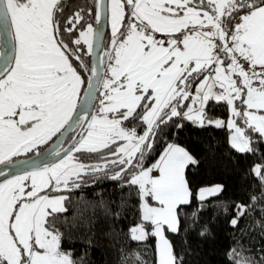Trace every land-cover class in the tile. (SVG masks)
Listing matches in <instances>:
<instances>
[{"label":"snow or ice","instance_id":"snow-or-ice-1","mask_svg":"<svg viewBox=\"0 0 264 264\" xmlns=\"http://www.w3.org/2000/svg\"><path fill=\"white\" fill-rule=\"evenodd\" d=\"M65 7L62 0H0V176L30 163L15 157L54 158L32 161L0 181V264H76L62 250L57 227H75L58 215L68 211L67 197L53 193L80 188L84 176L107 174L110 166L118 169L110 179L123 180L118 207L130 196L137 200L140 222L129 239L157 238L156 264H186L167 233L187 232L208 209L216 213L214 198L224 186L193 190L185 173L198 162L175 143H166L154 163L144 161L163 127L182 128L181 121L226 128L237 152L258 153L264 144V0H98L96 24L107 16L111 25L103 46V27L81 25V11L61 23ZM209 102L228 106L227 123L207 118ZM89 107L95 114L88 115ZM77 128L65 147V133ZM54 137L49 150L39 151ZM262 172L254 166L264 189ZM194 200L196 211L182 229ZM97 207L106 217L120 215L103 203L84 211L95 216ZM233 210L229 226L243 236L238 225L249 205ZM198 235L213 234L206 223ZM244 252L230 248L231 264H257ZM124 261L132 264L128 254Z\"/></svg>","mask_w":264,"mask_h":264},{"label":"trees","instance_id":"trees-1","mask_svg":"<svg viewBox=\"0 0 264 264\" xmlns=\"http://www.w3.org/2000/svg\"><path fill=\"white\" fill-rule=\"evenodd\" d=\"M66 4L63 15L59 17L61 23L72 16L76 11L84 15L85 23L94 25L97 14L98 0H62ZM81 25H78L79 28ZM110 39L108 33L107 43ZM85 61L90 57L85 56ZM83 93V90H82ZM209 117L221 118L225 121L230 118L228 106L209 102L206 109ZM182 128H176L171 123L157 134L154 151L148 154L145 165L154 163L166 143H175L184 147L197 160L196 165H189L186 177L190 187H202L220 184L224 192L214 198L219 205L216 213L208 209L200 213L199 223L180 234L167 233L174 249L184 256L186 264H231L227 253L232 247H243L244 253L257 264H264V189L258 178L254 176V166L264 169V144L259 145L257 154H242L230 144V132L226 128H217L206 125L203 128L188 121H181ZM142 128L138 127L137 132ZM250 131V130H249ZM255 139L256 134L251 133ZM55 138V137H54ZM256 147V144H253ZM108 150H105L107 152ZM81 159L96 160L88 154H77ZM264 175V172H262ZM123 180H112L110 174L97 173L86 175L81 181L80 188L64 191L67 199L65 205L68 211L58 214L62 220L75 227L67 230L63 224H57L63 233L62 250L70 252L76 264H126L124 254L136 264V259L143 264H156V238L150 237L144 242H135L129 239V229L137 225L139 213L135 210L137 200L130 196L125 207L120 208L121 188ZM123 193L128 196L129 190ZM255 197V199H251ZM103 203L111 212H119V217L105 216L103 209L97 207L95 216L90 211H84L92 205ZM235 204L249 205L246 217L241 218L238 228H244L243 236L239 232L234 234L229 226V220L235 215ZM225 209H227L225 211ZM196 211V201L185 208L184 215L187 222L182 221V229L191 223L192 213ZM81 213H83L81 215ZM218 213V214H217ZM212 230V238L202 239L198 232L204 224ZM239 241V244L236 243Z\"/></svg>","mask_w":264,"mask_h":264},{"label":"water","instance_id":"water-1","mask_svg":"<svg viewBox=\"0 0 264 264\" xmlns=\"http://www.w3.org/2000/svg\"><path fill=\"white\" fill-rule=\"evenodd\" d=\"M101 26L103 27V37H104V40L102 41L101 46H103V44H106L107 36H108V32H109V19H108L107 16L101 17L100 24H96V22H94V27L100 28ZM0 47H2V45H0ZM102 55H103L102 51L98 52L96 55L91 56L90 60L94 61L97 58V56H102ZM93 104H96V101H93ZM77 111H80V109L78 108ZM93 114H94V108L93 107H89L88 108V115L91 116ZM74 119H75V117H74ZM79 131H80V129H78L77 132H79ZM71 133H72L71 130H69L68 132L65 133L64 143H65L66 139L70 136ZM75 136H76V134H75ZM56 140H57V138L53 142H55ZM71 143H73V140H71L65 147H67ZM50 145L47 146L45 149H43L41 152H43L45 150H49L50 149ZM53 159L54 158L50 157L47 161H44V157L43 156L37 157L35 154L30 155V156H26V157H22V158H19V159H15V160H30V163H29V165H18L15 168H13L12 171H10V172L7 169H5V171L7 172V176H0V181H3L6 178H10L13 174H19L22 171L29 169L30 166H31V162L32 161H35L37 164H39L42 161L43 162H47V163H51V162H53ZM0 168H4V166L0 165Z\"/></svg>","mask_w":264,"mask_h":264},{"label":"rangeland","instance_id":"rangeland-1","mask_svg":"<svg viewBox=\"0 0 264 264\" xmlns=\"http://www.w3.org/2000/svg\"><path fill=\"white\" fill-rule=\"evenodd\" d=\"M127 18V17H126ZM94 26V25H93ZM109 27H110V30H111V25H110V21H109ZM111 33V32H110ZM95 114V113H94ZM207 118L208 119H211V120H216V119H220V120H223V119H221V118H214V117H209V116H207ZM223 121H225V120H223ZM228 122V120L227 121H225V123H227ZM237 123L238 124H240L241 122L238 120L237 121ZM242 127H243V125H241ZM249 134H250V131H249ZM251 135V134H250ZM44 146V145H43ZM43 146H41V148L43 147ZM194 158V157H193ZM14 159V158H13ZM146 161V160H145ZM118 169H116L115 167H112V166H110V168H109V170H108V174H110V177H111V175H113L114 174V172L115 171H117ZM11 178V177H10ZM215 185H220V184H215ZM210 186H214V185H210ZM206 187H209V186H206ZM202 188H204V187H202ZM64 192V191H63ZM63 192H61V193H53V195H63V196H65L66 197V194L65 193H63ZM65 203V202H64ZM65 207H66V205H65Z\"/></svg>","mask_w":264,"mask_h":264},{"label":"flooded vegetation","instance_id":"flooded-vegetation-1","mask_svg":"<svg viewBox=\"0 0 264 264\" xmlns=\"http://www.w3.org/2000/svg\"><path fill=\"white\" fill-rule=\"evenodd\" d=\"M78 129H79V128H77L75 131H72V133L70 134L69 137H73V136H75V134H76V132H77ZM69 137L66 139V141H65V143H64V146H66V145L71 141V139H69ZM56 138H57V137L53 138V141H54ZM53 141H50L48 145H44L39 151H42L43 149H45V148H46L47 146H49ZM33 154H34V153H28L27 155H22V156H20V157H15L14 159H19V158H21V157L30 156V155H33Z\"/></svg>","mask_w":264,"mask_h":264},{"label":"crops","instance_id":"crops-1","mask_svg":"<svg viewBox=\"0 0 264 264\" xmlns=\"http://www.w3.org/2000/svg\"><path fill=\"white\" fill-rule=\"evenodd\" d=\"M111 32V30H110V27H109V33ZM110 37H111V33H110ZM156 241H157V238H156Z\"/></svg>","mask_w":264,"mask_h":264}]
</instances>
